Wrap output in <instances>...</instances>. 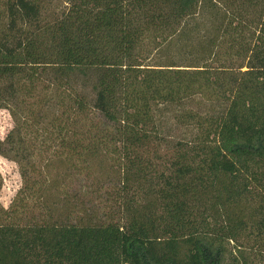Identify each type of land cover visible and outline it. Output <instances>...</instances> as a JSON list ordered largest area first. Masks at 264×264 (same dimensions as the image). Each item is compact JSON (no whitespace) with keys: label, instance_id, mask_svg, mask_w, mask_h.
<instances>
[{"label":"trees","instance_id":"1","mask_svg":"<svg viewBox=\"0 0 264 264\" xmlns=\"http://www.w3.org/2000/svg\"><path fill=\"white\" fill-rule=\"evenodd\" d=\"M52 1L0 0V264H264V0Z\"/></svg>","mask_w":264,"mask_h":264},{"label":"rangeland","instance_id":"2","mask_svg":"<svg viewBox=\"0 0 264 264\" xmlns=\"http://www.w3.org/2000/svg\"><path fill=\"white\" fill-rule=\"evenodd\" d=\"M52 3L51 12H56L64 7V0H53ZM174 55L175 53L171 54L170 57ZM151 57L154 58L151 62H155L158 54L153 53ZM12 128L13 120L10 113L7 110H0V139H5ZM0 173L4 180V185L0 194V202L5 208H9L11 203L15 200L17 192L22 187V179L19 174L18 166L2 156H0ZM55 173L56 171L52 172L50 176H53ZM77 188L78 186L74 185L73 189L78 191L79 189ZM72 190L71 192H73Z\"/></svg>","mask_w":264,"mask_h":264}]
</instances>
